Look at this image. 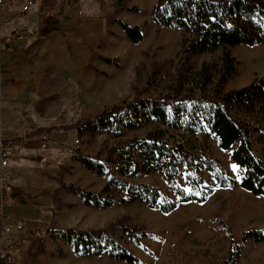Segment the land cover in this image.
Returning <instances> with one entry per match:
<instances>
[{
  "label": "trees",
  "instance_id": "trees-1",
  "mask_svg": "<svg viewBox=\"0 0 264 264\" xmlns=\"http://www.w3.org/2000/svg\"><path fill=\"white\" fill-rule=\"evenodd\" d=\"M127 1L114 0L115 10L136 13L137 9L129 7ZM151 19L158 27L181 32L184 60L175 68L164 93L157 97L139 95L132 101H122L95 115L82 117L74 124L37 132L51 135L73 130L78 138L103 134L116 141L105 148L104 157L85 155L78 147L71 157L93 176L105 179L99 192H89L76 185L61 188L75 194L85 207L138 203L169 214L178 204L205 202L201 174L207 172L219 188L238 186L264 199V163L252 144V136L257 134L264 154V77L253 79L240 89L225 91L237 73L232 49L264 45V0H155ZM113 22L130 43L141 41L142 26H130L117 18ZM215 53H220L219 61L204 63L199 70L190 61L195 56ZM102 61L114 63L105 58ZM161 71L157 66L148 83H154ZM147 127L150 130L144 136L126 138L128 132ZM208 136L217 140L220 150L230 151V159L240 173L238 180L228 177L221 163L208 156ZM15 143L20 140L2 145ZM182 172L184 187L178 184ZM152 174L160 175L172 196L156 186L134 182ZM72 207L57 204L58 210ZM109 227L90 231L48 227L47 239H28L27 256L45 254L47 243L58 246L62 242L79 257L104 254L121 263L136 264L137 259L107 231L118 230L137 247L144 246L142 239L146 235L125 226L123 220ZM228 235L230 249L225 264L237 263L246 241L264 243V230L245 232L238 243ZM17 246L15 242L13 247ZM10 262H13L10 256L0 258V264Z\"/></svg>",
  "mask_w": 264,
  "mask_h": 264
},
{
  "label": "rangeland",
  "instance_id": "rangeland-1",
  "mask_svg": "<svg viewBox=\"0 0 264 264\" xmlns=\"http://www.w3.org/2000/svg\"><path fill=\"white\" fill-rule=\"evenodd\" d=\"M87 2L90 13L93 14L89 19L84 7L75 8V18L78 20L74 35L75 97L53 98V102H60L63 109L71 107L73 113L69 115L78 118L95 115L122 101H132L139 95L157 97L163 94L172 80L175 68L185 58L181 49V32L154 25L151 19L154 6L152 1L128 0L127 5L135 7L136 13L117 12L114 0ZM116 18L130 26H142L141 41L137 44L130 43L113 22ZM231 53L237 63V73L227 83L225 91L240 89L249 85L253 79L264 77V45L239 46L232 49ZM102 58L114 63L107 64ZM219 58L220 53L204 54L192 57L190 61L199 70L202 64H216ZM157 66L162 69L161 74L154 83H148L149 76ZM68 83L73 88L72 82L68 80ZM59 115L62 117V114L56 116ZM61 120L62 123H67L70 119L62 117ZM149 130L147 127L134 133L128 132L126 138L144 136ZM257 137V134L252 136L253 150L264 163L262 146ZM115 143L107 135L95 134L78 146L85 155L104 157L105 148ZM206 146L208 156L221 163L228 177L238 180L240 173L230 159V151L220 150L217 140L212 136L206 139ZM201 176L202 188L206 192L205 202L178 204L169 214L138 203L116 204L109 208L74 204L70 209L60 210L54 204L56 213L51 218L28 223L32 224V232L28 233L26 230L21 238L15 239L18 246L14 247L13 262L10 263L125 264L104 254L79 257L62 242L58 246L47 243L45 254L27 256L28 239H47L48 227L55 230H106L110 228L109 225L123 220L125 226L146 235L142 239L143 247H137L116 229L107 232L137 259L136 264H225L230 249L228 233L238 243L243 233L264 230V199L253 196L238 186L232 189L219 188L207 172H203ZM75 178L79 179L75 185L89 192H96L104 185V181L94 180L82 171L76 172ZM134 182L156 186L164 194L172 196L158 174L140 177ZM178 184L184 187L183 172L178 178ZM236 264H264V243L246 241Z\"/></svg>",
  "mask_w": 264,
  "mask_h": 264
},
{
  "label": "crops",
  "instance_id": "crops-1",
  "mask_svg": "<svg viewBox=\"0 0 264 264\" xmlns=\"http://www.w3.org/2000/svg\"><path fill=\"white\" fill-rule=\"evenodd\" d=\"M87 1L36 0L27 12H23L27 0H4L0 5L1 40L19 28L29 33L24 41L13 43L10 52L0 53V146L20 140V149L9 157L4 170L17 198L0 210V230L15 220L27 225L51 218L56 213L54 204H81L75 194L61 188L77 184L76 172L105 183L71 157L63 156L65 147L75 140L84 142L90 135L78 138L73 130L54 132L48 135L47 149L42 150L37 133L74 124L87 116L72 117L71 107L63 109L60 102H53V98L75 97V8L84 7L89 19L93 14ZM148 1L155 4V0ZM57 114L70 120L62 123ZM32 228V224L27 225L28 233ZM25 232L13 233V242ZM13 242L0 236V254L13 255Z\"/></svg>",
  "mask_w": 264,
  "mask_h": 264
},
{
  "label": "built area",
  "instance_id": "built-area-1",
  "mask_svg": "<svg viewBox=\"0 0 264 264\" xmlns=\"http://www.w3.org/2000/svg\"><path fill=\"white\" fill-rule=\"evenodd\" d=\"M4 0H0V5H2ZM36 0H27L23 6V12H27L34 6ZM29 36V33L24 28L17 29L5 40L0 39V53H6L11 51V46L15 42L24 41ZM39 146L42 150L47 149L48 147V135L40 134L39 135ZM79 141L75 140L71 146L65 147L63 156L72 157L75 149L78 147ZM20 149V143H15L12 145H1L0 146V210L5 207L13 204L17 195L13 187L8 183L4 176V170L7 167L9 157ZM0 217L2 214L0 212ZM27 230L26 224L21 220H15L10 227L2 226L0 230L1 237H7L9 242H13L12 234L21 233ZM14 243V242H13ZM10 256L11 259L13 255H6L4 253L0 254V258Z\"/></svg>",
  "mask_w": 264,
  "mask_h": 264
},
{
  "label": "snow or ice",
  "instance_id": "snow-or-ice-1",
  "mask_svg": "<svg viewBox=\"0 0 264 264\" xmlns=\"http://www.w3.org/2000/svg\"><path fill=\"white\" fill-rule=\"evenodd\" d=\"M235 167V166H234Z\"/></svg>",
  "mask_w": 264,
  "mask_h": 264
}]
</instances>
